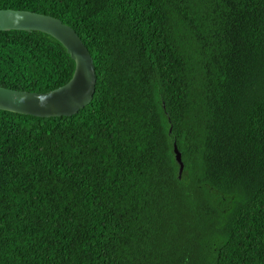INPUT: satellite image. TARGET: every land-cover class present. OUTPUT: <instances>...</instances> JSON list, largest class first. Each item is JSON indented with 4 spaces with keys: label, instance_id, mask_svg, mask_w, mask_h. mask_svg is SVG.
Masks as SVG:
<instances>
[{
    "label": "trees",
    "instance_id": "trees-1",
    "mask_svg": "<svg viewBox=\"0 0 264 264\" xmlns=\"http://www.w3.org/2000/svg\"><path fill=\"white\" fill-rule=\"evenodd\" d=\"M5 9L73 29L96 86L71 117L0 111V264H264V0ZM73 69L53 38L0 32V87Z\"/></svg>",
    "mask_w": 264,
    "mask_h": 264
},
{
    "label": "water",
    "instance_id": "water-1",
    "mask_svg": "<svg viewBox=\"0 0 264 264\" xmlns=\"http://www.w3.org/2000/svg\"><path fill=\"white\" fill-rule=\"evenodd\" d=\"M39 32L57 41L74 63L70 80L47 93H29L0 87V111L36 118L71 117L92 101L96 86L93 60L87 48L69 26L51 16L28 11L0 10V32ZM173 155L178 177L184 165L175 144Z\"/></svg>",
    "mask_w": 264,
    "mask_h": 264
}]
</instances>
